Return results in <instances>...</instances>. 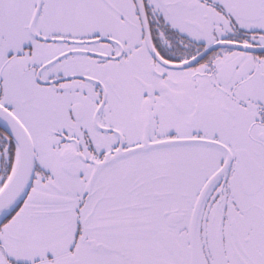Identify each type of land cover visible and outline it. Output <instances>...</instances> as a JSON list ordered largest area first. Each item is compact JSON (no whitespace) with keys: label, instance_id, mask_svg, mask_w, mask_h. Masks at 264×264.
I'll return each mask as SVG.
<instances>
[{"label":"snow or ice","instance_id":"1","mask_svg":"<svg viewBox=\"0 0 264 264\" xmlns=\"http://www.w3.org/2000/svg\"><path fill=\"white\" fill-rule=\"evenodd\" d=\"M0 264H264V0H0Z\"/></svg>","mask_w":264,"mask_h":264}]
</instances>
